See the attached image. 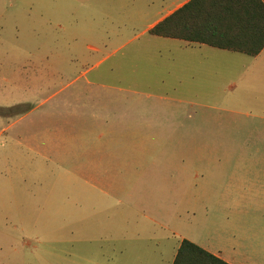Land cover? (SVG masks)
Returning a JSON list of instances; mask_svg holds the SVG:
<instances>
[{
    "label": "rangeland",
    "instance_id": "374dc122",
    "mask_svg": "<svg viewBox=\"0 0 264 264\" xmlns=\"http://www.w3.org/2000/svg\"><path fill=\"white\" fill-rule=\"evenodd\" d=\"M169 4L0 0V264H264V53L152 35Z\"/></svg>",
    "mask_w": 264,
    "mask_h": 264
},
{
    "label": "trees",
    "instance_id": "16d2710c",
    "mask_svg": "<svg viewBox=\"0 0 264 264\" xmlns=\"http://www.w3.org/2000/svg\"><path fill=\"white\" fill-rule=\"evenodd\" d=\"M149 32L255 57L264 49V0H191ZM172 264L229 263L184 239Z\"/></svg>",
    "mask_w": 264,
    "mask_h": 264
},
{
    "label": "crops",
    "instance_id": "0c3cea01",
    "mask_svg": "<svg viewBox=\"0 0 264 264\" xmlns=\"http://www.w3.org/2000/svg\"><path fill=\"white\" fill-rule=\"evenodd\" d=\"M189 1H191V0H170V4L168 5V7H170V8L166 12L162 13L157 20L152 22L148 26L147 30L150 31V29H152L156 24H158L159 22H161L162 20H164L165 18H167L168 16L173 14L176 10H178L179 8L184 6ZM169 39H173V40H177L178 42H182L184 44L183 46L185 48H188L189 46H200V47L210 46V45L204 44V43L189 42V41H186V40H180V39H174V38H169ZM182 43H180V44H182ZM210 47L215 48V49H220V48H216V47H213V46H210ZM220 50H226V49H220ZM226 51L233 52V51H230V50H226ZM233 53H239V52H233ZM263 53H264V49L255 57H258V56L262 55ZM240 54H243V53H240ZM244 55H246V54H244ZM247 56H249V55H247ZM250 57H253V56H250ZM203 248L206 249L207 251L211 252L212 254L216 255L217 257H220L221 259H223L224 261L228 262L229 264H237L235 262V260H233L231 258V255H227L226 253H224V251H215V250H212V249H210L208 247H203ZM234 250H236V249H234Z\"/></svg>",
    "mask_w": 264,
    "mask_h": 264
}]
</instances>
